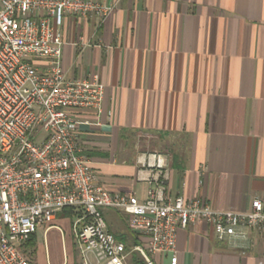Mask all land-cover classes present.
<instances>
[{
  "label": "crops",
  "instance_id": "obj_1",
  "mask_svg": "<svg viewBox=\"0 0 264 264\" xmlns=\"http://www.w3.org/2000/svg\"><path fill=\"white\" fill-rule=\"evenodd\" d=\"M100 1L113 6L103 20L65 17L61 55L67 77L104 84L98 123L77 131L98 180L144 199L160 171L141 161L157 154L170 195L247 210L264 192V0ZM103 212L115 236L124 227L139 239L125 214ZM74 218L58 211L31 235V264H81ZM172 255L152 258L172 264ZM175 255V264H264V231L239 249L199 221L178 227Z\"/></svg>",
  "mask_w": 264,
  "mask_h": 264
},
{
  "label": "built area",
  "instance_id": "obj_2",
  "mask_svg": "<svg viewBox=\"0 0 264 264\" xmlns=\"http://www.w3.org/2000/svg\"><path fill=\"white\" fill-rule=\"evenodd\" d=\"M113 6L100 0H0V264H31L23 245L58 211L72 209L81 264H128L130 251L147 264L173 253L178 227L207 222L215 238L245 249L252 230L264 231V192L243 211L217 210L199 197L170 195L160 155L142 165L144 199L111 192L83 153L77 131L98 123L104 84L96 74L67 77L61 66L66 16L103 20ZM103 209L125 214L139 237L125 243L107 227Z\"/></svg>",
  "mask_w": 264,
  "mask_h": 264
},
{
  "label": "trees",
  "instance_id": "obj_3",
  "mask_svg": "<svg viewBox=\"0 0 264 264\" xmlns=\"http://www.w3.org/2000/svg\"><path fill=\"white\" fill-rule=\"evenodd\" d=\"M64 210H69V209H64ZM102 214L106 220V222L109 221L107 220V215L105 214V212L102 211ZM111 232V229H109ZM116 236H118L117 238L122 240L125 243V247L126 250H130L131 247L134 244H137L138 242V238L135 235L132 234H127V233H119ZM128 264H147L145 259L136 251H130L129 252V256H128Z\"/></svg>",
  "mask_w": 264,
  "mask_h": 264
},
{
  "label": "rangeland",
  "instance_id": "obj_4",
  "mask_svg": "<svg viewBox=\"0 0 264 264\" xmlns=\"http://www.w3.org/2000/svg\"><path fill=\"white\" fill-rule=\"evenodd\" d=\"M120 230L123 231V233H127V234H128V231H125V230H124V227H120ZM111 231H112V233H113V229H112ZM130 234H131V233H130Z\"/></svg>",
  "mask_w": 264,
  "mask_h": 264
}]
</instances>
